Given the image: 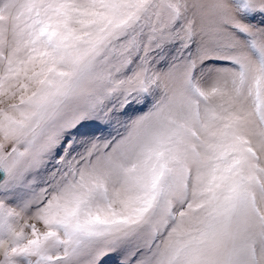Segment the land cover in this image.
Returning a JSON list of instances; mask_svg holds the SVG:
<instances>
[{
	"label": "snow or ice",
	"instance_id": "1",
	"mask_svg": "<svg viewBox=\"0 0 264 264\" xmlns=\"http://www.w3.org/2000/svg\"><path fill=\"white\" fill-rule=\"evenodd\" d=\"M0 264H264V0H0Z\"/></svg>",
	"mask_w": 264,
	"mask_h": 264
}]
</instances>
